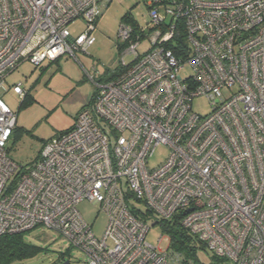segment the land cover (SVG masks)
I'll use <instances>...</instances> for the list:
<instances>
[{
    "label": "built area",
    "instance_id": "built-area-1",
    "mask_svg": "<svg viewBox=\"0 0 264 264\" xmlns=\"http://www.w3.org/2000/svg\"><path fill=\"white\" fill-rule=\"evenodd\" d=\"M109 2L0 0V91L23 62L85 53ZM145 4V27L120 24L115 79L91 77L92 101L29 167L8 157L16 115L0 99V236L56 232L82 264H194L162 231L174 222L219 264H264V0ZM160 146L168 155L150 168ZM86 200L106 217L100 238L77 210ZM151 227L165 250L146 241Z\"/></svg>",
    "mask_w": 264,
    "mask_h": 264
},
{
    "label": "rangeland",
    "instance_id": "rangeland-1",
    "mask_svg": "<svg viewBox=\"0 0 264 264\" xmlns=\"http://www.w3.org/2000/svg\"><path fill=\"white\" fill-rule=\"evenodd\" d=\"M146 0H110L108 7L99 18L94 32L95 41L85 53L77 52L75 57L64 56L57 61L46 60L35 67L28 62L7 76L5 91H0V99L16 115V128L7 143L8 157L20 168L29 167L39 156L43 145L61 132L69 130L77 114L85 109L95 91L91 77L97 81L107 76L119 59L117 43L118 30L122 18L128 15L141 28L149 22ZM84 31V23L77 20L70 26V32L77 36ZM146 40L138 48H146ZM145 42V43H144ZM129 61L130 57H125ZM21 83L28 99L19 108L23 98L12 92V86ZM193 110L199 114L207 113L203 98L193 101ZM168 155L164 146L155 149L149 159L150 168L162 163ZM77 210L83 220L91 226L97 238L102 237L107 225L106 217L99 207L91 201L78 204ZM149 224H151L149 222ZM158 247H168L167 236L158 227H151L146 241ZM27 240L42 252L32 259L17 261L13 264H82L84 255L56 232L35 229L28 232ZM64 254L65 262L58 258ZM197 256L204 264H210L211 252L200 250Z\"/></svg>",
    "mask_w": 264,
    "mask_h": 264
},
{
    "label": "trees",
    "instance_id": "trees-1",
    "mask_svg": "<svg viewBox=\"0 0 264 264\" xmlns=\"http://www.w3.org/2000/svg\"><path fill=\"white\" fill-rule=\"evenodd\" d=\"M121 23L131 24L134 30L137 31L136 28L138 25L132 20L130 16L125 15L122 18ZM117 47L119 52V50H121V48H123L124 46H122V44L118 42ZM115 77H116L115 74L111 75L109 72H107V76L98 79L97 82L106 83L112 81L113 79H115ZM94 95H95V91L92 94L91 101ZM27 99H28V95L27 93H25L19 105V108L24 106ZM64 132H61L59 134H62ZM8 151L9 149L7 147V153ZM161 226H162V231L165 232L170 237L171 249L181 253L184 256L185 260L192 259L194 261V264H204L197 256L198 251L206 250L202 243L198 242L191 235L186 233L184 230L180 229L174 222L172 225L169 226L166 224H161ZM27 235L28 232H21L14 234H5L0 236V264H13L14 262L17 261L32 259L43 251L42 248L31 244L27 240ZM58 258L61 260V262H65L64 254H60ZM219 263L221 262L216 260L215 258L213 257L210 258V264H219Z\"/></svg>",
    "mask_w": 264,
    "mask_h": 264
},
{
    "label": "water",
    "instance_id": "water-1",
    "mask_svg": "<svg viewBox=\"0 0 264 264\" xmlns=\"http://www.w3.org/2000/svg\"><path fill=\"white\" fill-rule=\"evenodd\" d=\"M64 264H68V262H65Z\"/></svg>",
    "mask_w": 264,
    "mask_h": 264
}]
</instances>
